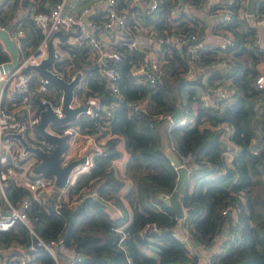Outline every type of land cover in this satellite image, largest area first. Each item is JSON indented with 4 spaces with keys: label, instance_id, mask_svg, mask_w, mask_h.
Here are the masks:
<instances>
[{
    "label": "trees",
    "instance_id": "trees-1",
    "mask_svg": "<svg viewBox=\"0 0 264 264\" xmlns=\"http://www.w3.org/2000/svg\"><path fill=\"white\" fill-rule=\"evenodd\" d=\"M54 1L16 0L18 8L3 12L2 22L13 15L12 26L21 23L27 30L23 37L27 53L38 46L43 33L26 5L48 10ZM152 1L118 0V7L127 13L128 35L154 28L159 35L196 32L207 38L229 30L235 44L223 49L208 43L194 55L164 41L163 71L152 84L131 72L149 48L130 47L127 36L115 39L112 45L123 55L117 64L124 95L120 100L108 85L103 64L93 57L91 45L61 41L65 55L57 62L59 70L73 74L84 68L78 96L95 94L111 110L107 115L99 108L96 116L81 115L76 121L81 130L95 132L106 151L94 155V165L69 189L68 199L76 202H65L57 209L49 199L33 201L34 226L44 239L63 237L66 245L73 246L82 255L76 264H197L199 255L189 252L174 235L179 223L189 229L196 244L205 247L224 237L218 243L222 250L212 253L211 264H264V87L257 82L264 45L254 42L258 30L244 14L247 0L226 2L233 17L225 22H211L209 15L226 3L184 0L199 11L192 20L184 12L171 15V7L179 0H156L154 8ZM258 11L264 12V0ZM3 57L0 52V60ZM38 80L35 74L31 86ZM225 83L234 87L233 99L221 107L205 106L204 92ZM49 86L54 91L46 93L47 97L58 103L62 89L51 82ZM133 101H143L144 109L131 110L129 102ZM179 103L181 114L171 122L165 115L172 114ZM258 106L263 107L259 125L252 120ZM192 113L193 124L180 122V117ZM122 140L127 152L124 169L115 162L122 155ZM229 143L237 148H230ZM170 146L190 168L180 194L186 210L182 219L163 197L174 191L178 178L166 154ZM7 192L15 197L29 189L10 183ZM229 206L237 208V216L223 212ZM147 223L156 224L157 229H146ZM29 241V228L22 221L0 230V246H26ZM34 258L38 264H56L43 247L34 252Z\"/></svg>",
    "mask_w": 264,
    "mask_h": 264
},
{
    "label": "built area",
    "instance_id": "built-area-1",
    "mask_svg": "<svg viewBox=\"0 0 264 264\" xmlns=\"http://www.w3.org/2000/svg\"><path fill=\"white\" fill-rule=\"evenodd\" d=\"M15 1L0 0V29H7V25H11L7 32L11 38L17 40L20 49L19 64L14 68L6 69L4 65L12 61L13 55L0 37V52L4 55L3 59L0 60V230L9 229L17 221H22L29 228L30 241L26 246L21 244L8 247L0 246V264H38L34 258V252L41 247L53 255L56 264H76L82 255L73 246L66 245L63 237L44 239L36 230L34 220L37 216H34L35 214L31 210L32 203L34 200L40 203L47 199L51 200L52 195H55L54 207L57 209L65 202L69 205L76 202L75 199H68L69 189L83 172L90 170L94 165V155L106 151L102 139H99L95 132L81 130L76 121L81 115L96 116L99 108L106 110L107 115L111 114V110L102 105L100 97L95 94L91 93L81 99L77 94L81 81L76 87L71 105H86L85 110L67 122L55 123L52 120L48 122L45 129L49 133L56 136H66V147L59 154L60 165H66L71 160L86 154L84 161L71 168L65 185L60 186L57 184L55 173L47 174L36 170L42 161V157L32 147H40L47 153H52L57 147L55 139L39 131L38 123L41 120V111L46 107V101L52 104L55 115L62 116L64 114L61 109L62 94L58 103L53 98H48L46 93H50V81L35 69L23 71V68L40 62L42 58L48 55V41L55 30L62 29L68 32L76 30L80 25L81 32L76 36L70 35L66 40H61L58 36L55 37V61L51 64V68L67 78H72L78 70L73 74H66L57 66V62L62 60L65 55L60 42L67 41L70 44H78L86 41L93 48L95 60L103 64V71L112 92L122 100L124 95L120 92V73L117 64L123 61V55L113 47V40L127 36L130 47L143 46L149 48L144 59L132 65L131 72L152 84H156L161 78L162 64L165 61V49L162 42L169 41L180 48L190 50L194 55H198V50L208 43L219 45L223 49L233 46L235 37L229 30L225 33L218 32L216 40H207L196 32H172L159 35L154 28H151L149 33L136 32L130 36L126 26L127 13L118 7V0H101V5L85 4L82 7L79 6L78 0H55L48 10H36L33 4L26 5V10L31 12L43 33L38 46L27 53L23 45V37L27 30L21 26V23L12 26L13 15L2 22L1 16L5 10L18 8ZM210 1L220 5L226 2L228 4L233 3V0ZM156 6L157 1L153 0L151 7ZM226 6L227 3L224 7L220 6L214 13H211L209 21H230L233 17V11ZM94 12L99 14V18L92 17ZM170 12L172 16L184 12L190 19L194 20L199 11L189 1L179 0L177 4L171 7ZM244 14L249 18L247 4ZM255 23L264 28V12L255 9L253 24L255 25ZM111 30H115L118 37L108 40V32ZM154 42L157 43V46L153 45ZM254 42L263 45L259 31L256 33ZM35 74L39 76V80L37 85L32 87L31 81ZM257 82L260 87H264V73L257 76ZM234 91L231 83L219 84L204 92L203 104L214 107L224 106L231 99ZM212 92L215 93L214 97L211 96ZM37 93H40L39 98H36ZM144 104L143 101H133L129 102V107L138 112L144 109ZM160 116H166L171 122H174L169 113ZM180 118L181 123L193 124L195 122V114L193 113L183 115ZM227 129H229V125H227ZM10 183L27 187L29 192L12 197L7 192V186ZM223 212H230L237 216L238 210L236 207L229 206L223 209ZM148 228L157 229L156 224L150 223L146 224V229ZM174 235L184 243L189 252L196 251L195 242L187 227L183 231L175 229ZM221 250L222 246L218 248V251ZM206 261L207 264H211L212 255L208 256Z\"/></svg>",
    "mask_w": 264,
    "mask_h": 264
},
{
    "label": "water",
    "instance_id": "water-1",
    "mask_svg": "<svg viewBox=\"0 0 264 264\" xmlns=\"http://www.w3.org/2000/svg\"><path fill=\"white\" fill-rule=\"evenodd\" d=\"M256 0H247V10L249 13L250 22L254 23V13H255ZM11 25H7L9 29ZM7 29H0V37L4 40L6 46L11 50L13 59L10 63L4 65L6 69L16 67L20 62V49L18 42L15 38H11L7 32ZM81 32V27L78 25L76 30L63 31L62 29L55 30L48 41V55L41 59L38 63H33L27 67L23 68V71L28 69H35L40 74L45 76L51 83L56 84L62 89V102L61 109L64 112L62 116H57L54 113L52 104L46 101V107L41 111V120L38 123V129L40 132L48 135L49 137L57 141V147L52 153H47L40 147H32L41 157V163L36 167L37 171H42L47 174L55 173L57 175V184L64 186L66 183L67 176L71 168L86 159V154L71 160L66 165H60L58 159L60 152L66 147V136H56L49 133L45 127L49 121H54L55 123H63L76 118L77 114L84 111L86 105H71L74 95L76 93V87L81 83L83 78L84 68L78 70L72 78H67L57 71L51 68V64L55 61V37L58 36L61 40H66L70 35H78ZM182 105L177 104L176 109L171 114V118L175 121L181 114ZM166 154L169 156L171 161L174 163L178 170V178L174 191L170 195H163L165 200L172 206L177 217L179 219L184 218L185 209L180 198V194L183 192L184 186L186 184L187 178L189 176V167L184 164L183 159L174 151L173 147H168L166 149ZM55 195H52L51 202L54 205ZM227 232V231H225Z\"/></svg>",
    "mask_w": 264,
    "mask_h": 264
},
{
    "label": "crops",
    "instance_id": "crops-1",
    "mask_svg": "<svg viewBox=\"0 0 264 264\" xmlns=\"http://www.w3.org/2000/svg\"><path fill=\"white\" fill-rule=\"evenodd\" d=\"M261 0H257L256 1V10H258V6H259V3H260ZM78 3H79V6L82 7L83 5L85 4H88V5H91V6H95V5H98L100 4L101 5V0H78ZM201 15H204V14H201ZM96 18V17H95ZM256 27H257V30L259 31V34H260V39L262 41V44L264 45V28L259 25L258 23H255ZM212 33V32H211ZM108 40L111 39H114L116 37H118V34L117 32L114 30H111L108 32ZM218 38V35L217 33H214V34H210L208 35L207 37V40H216ZM154 46H157V43L154 42L153 44ZM259 68L261 70V73H264V62H262L260 65H259ZM257 110L253 113V116H252V120L255 124H258L260 123L261 119H263V115H261L262 111H263V107L261 106H258V108H256ZM230 144V148L233 146L232 143H229ZM119 147L120 149L122 150V155L118 158L115 159V162L121 167V169H124V163L126 161V158H127V152H126V148H125V144H124V140H122L119 144ZM230 152V151H228ZM232 155V153H230V156ZM189 173H190V168H189ZM184 225L182 223H179L178 226L176 227L177 230L179 231H183L184 230ZM224 237H218V242L210 247H205L203 245H199V244H196L195 243V246H196V253L199 255V260L197 262V264H207V257L212 255V253L216 250H218V248L220 247L218 245V243H221L222 239Z\"/></svg>",
    "mask_w": 264,
    "mask_h": 264
},
{
    "label": "rangeland",
    "instance_id": "rangeland-1",
    "mask_svg": "<svg viewBox=\"0 0 264 264\" xmlns=\"http://www.w3.org/2000/svg\"><path fill=\"white\" fill-rule=\"evenodd\" d=\"M221 30L224 31V28H221ZM49 91H50V92H53V91H54V88L50 86ZM232 97H233V96H232ZM232 97H231L230 100L233 99ZM230 100H229V101H230ZM255 102H256V101H255ZM257 105H258V104H257V102H256V106H257ZM233 146H234V148H237V147H235V145H233Z\"/></svg>",
    "mask_w": 264,
    "mask_h": 264
},
{
    "label": "clouds",
    "instance_id": "clouds-1",
    "mask_svg": "<svg viewBox=\"0 0 264 264\" xmlns=\"http://www.w3.org/2000/svg\"><path fill=\"white\" fill-rule=\"evenodd\" d=\"M185 209V208H184ZM186 211V210H185Z\"/></svg>",
    "mask_w": 264,
    "mask_h": 264
}]
</instances>
